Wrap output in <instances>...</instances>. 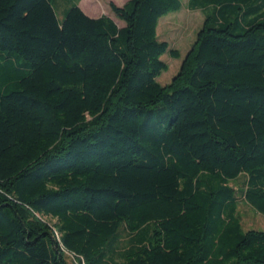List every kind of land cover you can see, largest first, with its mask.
<instances>
[{"label":"trees","instance_id":"1","mask_svg":"<svg viewBox=\"0 0 264 264\" xmlns=\"http://www.w3.org/2000/svg\"><path fill=\"white\" fill-rule=\"evenodd\" d=\"M64 1L0 0V264H264V0H187L166 86L183 0Z\"/></svg>","mask_w":264,"mask_h":264},{"label":"rangeland","instance_id":"2","mask_svg":"<svg viewBox=\"0 0 264 264\" xmlns=\"http://www.w3.org/2000/svg\"><path fill=\"white\" fill-rule=\"evenodd\" d=\"M61 1L62 5H58ZM111 1L118 3L122 0ZM109 3V0H82L80 5L86 10L95 11L98 9L100 11L99 13H104V10L106 11V9H109ZM187 4V0H183L182 8L178 12L168 14L162 17L158 22V40L166 42L170 49L177 51L179 54L178 59H172L168 54L161 57V60L168 67V69L157 78V82L161 86H166L171 83L180 69L182 60L195 43L197 33L202 27L204 19L206 16L213 13L212 7L204 11H190L188 10ZM54 5L56 15L61 19L62 8H66V3L64 0H54ZM116 22L121 25L118 21ZM244 180L245 177L240 176L237 180L232 181L230 186L233 189L239 190L242 188ZM237 212L244 231L250 229L264 231V216L257 214L243 199H240V197L238 199ZM68 262L69 264H74L70 256H68Z\"/></svg>","mask_w":264,"mask_h":264},{"label":"crops","instance_id":"3","mask_svg":"<svg viewBox=\"0 0 264 264\" xmlns=\"http://www.w3.org/2000/svg\"><path fill=\"white\" fill-rule=\"evenodd\" d=\"M128 0H122V1H120V2H118V3H114L113 1H111V0H109V2H112V3H114L115 5H117V6H119V7H121V6H123L126 2H127ZM81 2H82V0H81ZM81 2L79 3V7H80V9L83 11V13L85 14V15H87L88 17H90V18H99L100 16H108V17H110V18H112L114 21H115V18L113 17V15H112V13L110 12V10L108 9H106V11L104 10V13H99L100 11L97 9V10H95V11H89V10H86V9H84L80 4H81ZM60 5H62V2H61V4ZM62 8V7H61ZM104 9V8H103ZM64 9L62 8V11H63ZM62 13V12H61Z\"/></svg>","mask_w":264,"mask_h":264}]
</instances>
